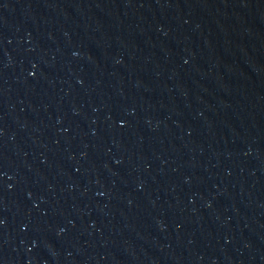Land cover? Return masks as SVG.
I'll return each mask as SVG.
<instances>
[{
  "label": "water",
  "instance_id": "1",
  "mask_svg": "<svg viewBox=\"0 0 264 264\" xmlns=\"http://www.w3.org/2000/svg\"><path fill=\"white\" fill-rule=\"evenodd\" d=\"M0 264H264V0H0Z\"/></svg>",
  "mask_w": 264,
  "mask_h": 264
}]
</instances>
